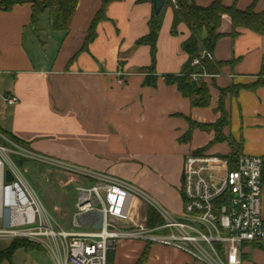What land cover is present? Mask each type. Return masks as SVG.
Here are the masks:
<instances>
[{"label": "crops", "instance_id": "1", "mask_svg": "<svg viewBox=\"0 0 264 264\" xmlns=\"http://www.w3.org/2000/svg\"><path fill=\"white\" fill-rule=\"evenodd\" d=\"M214 1L187 0L202 8ZM235 2L239 10L254 4L257 13L264 12V0H223L227 7ZM101 6V0H79L67 34L52 30L49 11L33 24L30 3L15 5L9 11L0 9V100L8 107L0 111L3 130L35 152H50L52 157L59 155L53 144H165L160 154L179 159V165L169 174L171 181H181L185 156L206 147L204 154L210 156H226L237 150L264 158V87L237 93L231 90L221 98V91L229 87L258 80L264 36L240 29L232 38L231 18H222L219 33L223 37L212 58L215 63H223L221 73L232 78L204 81L209 86L210 105L194 108L176 85H168L165 80L181 75L190 60L183 46L191 31L184 22L176 23L171 2L165 1L160 14L154 74L148 70L151 47L137 45L150 33L153 0L111 2L106 8L107 19L96 27L95 40L82 52ZM47 13L49 40L57 45L56 54L50 67L38 68L29 57L26 40L28 32L40 31L41 18ZM206 37L207 31H203L200 48ZM151 74L156 76L154 86L146 83ZM4 96L16 97L19 102L9 106ZM188 120L203 126L224 121L220 131L223 141L212 144L217 136L215 129H194L190 141L182 142L190 129ZM166 190L170 194L172 186ZM146 247L148 256L142 264H202L181 251L137 241L116 246L113 264H140ZM242 264H264V245L244 246Z\"/></svg>", "mask_w": 264, "mask_h": 264}, {"label": "built area", "instance_id": "2", "mask_svg": "<svg viewBox=\"0 0 264 264\" xmlns=\"http://www.w3.org/2000/svg\"><path fill=\"white\" fill-rule=\"evenodd\" d=\"M176 11L179 6L171 0ZM203 53L213 63L212 55ZM200 64L199 59L192 66ZM218 74L193 73L194 83L218 78ZM16 105L19 100L4 96ZM0 143V239L31 242L47 251L55 264H108L109 252L121 242H142L181 251L202 264H242L246 245H264L263 159L188 154L181 172L182 209L175 216L151 201L129 182L105 174L75 171L92 183L77 187L71 229L59 226L42 205L14 160L19 157L70 169L69 164L36 154L2 134ZM66 166V167H65ZM10 172L13 180L7 182ZM151 208L158 223L142 217V206ZM100 224V228L96 227ZM113 247V248H112Z\"/></svg>", "mask_w": 264, "mask_h": 264}, {"label": "rangeland", "instance_id": "3", "mask_svg": "<svg viewBox=\"0 0 264 264\" xmlns=\"http://www.w3.org/2000/svg\"><path fill=\"white\" fill-rule=\"evenodd\" d=\"M40 31L28 32L26 48L33 64L38 68H48L56 54V46L49 40L48 13L41 18ZM42 25H45L42 27ZM52 34V33H51ZM233 88V87H232ZM229 87L228 89H232ZM227 89V90H228ZM225 91V90H224ZM8 110L0 100V111ZM53 154H40L69 164L67 169L45 163L27 160L19 167L32 189L38 195L42 205L53 220L66 230L71 229V219L77 201V187L92 183L94 179L86 178L75 171H89L105 174L132 184L143 192L147 198L171 214L178 216L181 212V181H171L169 174L179 165V159L165 158L162 152L165 144H53ZM29 150L36 154L28 144ZM236 148V147H235ZM52 149V150H54ZM53 152V153H54ZM237 152V150H236ZM61 155V156H60ZM19 159V157H15ZM60 159V160H59ZM15 160V159H14ZM182 172V170H181ZM172 186L168 194L166 189ZM148 209L142 206V217L147 216ZM264 218V214H263ZM2 228L0 220V229ZM120 243L117 244V246ZM9 240L0 239V251L9 248ZM36 245V244H35ZM38 246V245H37ZM150 246V245H149ZM118 250V248H117ZM115 256V250L112 251ZM117 260V259H116ZM118 262V261H116ZM115 264H120L116 263ZM2 264H55L51 255L43 248L18 249L11 261Z\"/></svg>", "mask_w": 264, "mask_h": 264}, {"label": "trees", "instance_id": "4", "mask_svg": "<svg viewBox=\"0 0 264 264\" xmlns=\"http://www.w3.org/2000/svg\"><path fill=\"white\" fill-rule=\"evenodd\" d=\"M114 1L122 0H101V9L96 14L94 20L89 29L87 38L85 39L84 45L82 47V52L87 51V47L96 38V27L101 21H105L106 18V8ZM171 2V0H165ZM179 6V10L176 11V23L184 22L191 31V37L184 44V51L190 56L189 63L181 75H171L165 78L168 85H176L179 92L183 97L190 101L192 107L194 108H207L210 105L211 96L209 86L206 82H201L200 84L194 83L191 80L190 75L193 73H203L207 72L209 74H218V68L223 67V63H213L207 56L203 55V48H205L211 55L215 49L218 41L223 37L219 33L221 27L222 18L224 16H229L232 21V33L231 37L235 38L239 34L240 29L250 30L258 35L264 36V12L257 13L255 11V5L252 4L246 10H239L236 6V2L227 7L223 4V0H215L209 7L202 8L197 6L195 3L188 4L187 0H176ZM79 0H4L0 2V9L9 11L15 5L30 3L32 4V23L35 24L40 16L45 12L49 11L51 28L55 32H61L67 34L69 30V25L72 17L74 16ZM161 16L153 15L150 21V33L148 36L140 39L137 42L138 46H150L152 53V64L148 69L154 74L156 66V56H157V39L161 29ZM203 31H207V37L202 41V46H199L200 35ZM175 33V27L173 28ZM195 59H199L200 64L197 66H191ZM149 75L146 78V83L150 86H154L156 83V76ZM213 79L212 81H214ZM258 87H264V60L262 65V70L258 76V80L250 85L246 86H234L231 90L232 92H238L242 89L255 91ZM230 89L221 91V98L226 96L227 92H231ZM190 129L181 138L182 142H189L191 137V132L194 129L208 130L215 129L217 136L212 144L220 143L223 141V136L221 134V129L224 127V121H220L213 126H203L188 120ZM0 134L9 139L15 144L22 147L29 148L28 144L19 140L9 132L3 130L0 127ZM0 143L7 145V143L0 137ZM233 144V143H232ZM209 147L202 150L196 151L194 154L202 155ZM237 152L233 150L230 156H235ZM18 166L24 164L27 160L14 158ZM264 185V158H263V177ZM183 193L181 190V199ZM150 225H155L159 221L157 215L153 209L149 208L147 213ZM149 246V245H148ZM36 249L41 248L31 242L16 240L11 242L9 248L4 251H0V264L4 261H11L15 252L20 249ZM42 249V248H41ZM148 256V247H146L140 264H142ZM113 254L112 251L109 252L108 264H113Z\"/></svg>", "mask_w": 264, "mask_h": 264}, {"label": "water", "instance_id": "5", "mask_svg": "<svg viewBox=\"0 0 264 264\" xmlns=\"http://www.w3.org/2000/svg\"><path fill=\"white\" fill-rule=\"evenodd\" d=\"M164 5H165V0H153V11L155 16H159L161 14ZM6 180L7 182H11L13 180L9 171H7ZM99 228H100V224H98L96 229Z\"/></svg>", "mask_w": 264, "mask_h": 264}]
</instances>
